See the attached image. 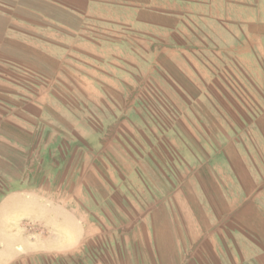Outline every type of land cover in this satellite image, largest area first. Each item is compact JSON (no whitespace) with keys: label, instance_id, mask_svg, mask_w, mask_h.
Instances as JSON below:
<instances>
[{"label":"rangeland","instance_id":"rangeland-1","mask_svg":"<svg viewBox=\"0 0 264 264\" xmlns=\"http://www.w3.org/2000/svg\"><path fill=\"white\" fill-rule=\"evenodd\" d=\"M234 1L178 3L189 15L171 34L101 12L0 64V201L11 192L15 204L0 205V237L24 199L30 216L12 224L28 240L11 264H155L152 218L181 223L176 193L195 158L228 141L260 165L264 184V45L240 48ZM22 186L37 188L18 195ZM81 227L74 250L37 249ZM7 242L19 246L17 234Z\"/></svg>","mask_w":264,"mask_h":264},{"label":"crops","instance_id":"crops-1","mask_svg":"<svg viewBox=\"0 0 264 264\" xmlns=\"http://www.w3.org/2000/svg\"><path fill=\"white\" fill-rule=\"evenodd\" d=\"M10 1L0 0L2 65L4 61H20V54L13 56L14 51L27 50L28 44L33 46L38 45L37 41L43 42L39 38L42 34L74 36L88 21L106 17L101 13L105 11L109 14L125 13L130 28L143 33H155L156 29L169 34L179 32L189 13L181 10L178 3L209 0H14L13 4ZM237 3L234 1L229 9L234 11L231 12L233 17L237 16L243 22L238 27L240 48H249L252 41L264 45V0H237ZM49 43L54 49L59 47L55 44L59 43L57 40ZM1 81L5 82V76L0 77ZM234 142L228 141L220 149L221 153L211 154L210 158H195L201 163L190 169L191 181H185L176 193L181 223L160 220L157 214L152 218V236L159 260L155 259V264H264V184L261 185V169L260 165L258 168L253 166L248 155ZM28 188L37 187L22 186L18 195ZM9 196L11 192L2 196L3 200H8L0 201L3 209H15ZM16 208L18 212L13 221L3 218L5 226L0 237V264H11L16 256L10 257V250L15 254L18 250L15 248H20V243L25 244L28 240L25 228L15 234L11 228L12 224L18 225L19 221L30 217L26 200L19 202ZM155 213L157 211H153ZM38 214L34 221H43L42 212ZM73 218L77 226L79 221L75 216ZM50 220L53 225L58 219L51 217ZM87 230L81 227L77 233L72 232L64 244L59 245L55 237L54 243L46 241L44 247L38 246L37 249L39 252L74 250L84 241ZM16 234L19 246L6 243Z\"/></svg>","mask_w":264,"mask_h":264}]
</instances>
